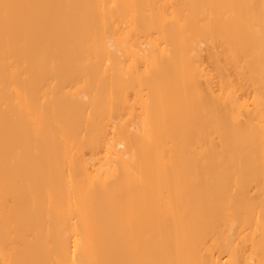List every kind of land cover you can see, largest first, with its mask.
Returning a JSON list of instances; mask_svg holds the SVG:
<instances>
[{"label": "bare ground", "instance_id": "obj_1", "mask_svg": "<svg viewBox=\"0 0 264 264\" xmlns=\"http://www.w3.org/2000/svg\"><path fill=\"white\" fill-rule=\"evenodd\" d=\"M0 264H264V0H0Z\"/></svg>", "mask_w": 264, "mask_h": 264}]
</instances>
